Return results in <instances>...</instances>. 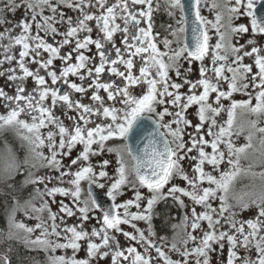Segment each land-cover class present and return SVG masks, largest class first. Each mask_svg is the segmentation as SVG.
Returning <instances> with one entry per match:
<instances>
[{
    "label": "snow or ice",
    "instance_id": "obj_1",
    "mask_svg": "<svg viewBox=\"0 0 264 264\" xmlns=\"http://www.w3.org/2000/svg\"><path fill=\"white\" fill-rule=\"evenodd\" d=\"M258 3L260 0H212L209 10L214 11L215 19L210 21L202 15V0H0V24L8 23L7 13L23 8L26 14L16 25L19 34L12 35L11 28L0 33L4 57L0 66L9 65L0 71V77L5 78V87H13L11 93L0 88V107L4 109L0 132L14 129L28 146L23 161L28 171L15 189L8 230L0 231V264H12L14 241L29 251H43L47 264H109V260L110 264H193V258L194 264H211V253L223 256L226 245V264H264V186L258 194H249L248 200L231 195L242 174L264 181V171L257 173L252 171L253 164L248 168L240 164L253 147V134H264V127L259 126L264 118V44L257 40L264 37V10H257ZM162 5L172 23L167 25L161 49L158 34L153 35L152 18ZM61 8L78 15L65 18ZM240 16L249 18L250 29L243 24L233 26ZM225 17L228 31L222 32ZM90 22L95 23V38ZM57 25H67L66 30ZM211 30L218 37L214 45L210 44ZM249 30L251 36L244 44L231 42L233 36ZM5 40L7 44L2 43ZM93 45L95 55H86ZM65 46H69L66 52L62 51ZM246 57L251 63H244ZM206 59L211 67L205 65ZM56 60L61 62L58 71ZM193 62H200L195 81L188 78ZM29 64L37 66L35 71ZM105 72L119 82L102 81ZM70 76L81 83L71 81ZM29 78L34 84L31 90L25 86ZM185 86L187 90L181 92ZM73 93H79L80 99H74ZM234 93L247 99L236 100ZM85 99L90 103H84ZM193 105L196 124L188 119ZM57 107L65 116L68 111L75 113L67 116L70 124L55 114ZM237 109L255 117L249 122L248 143L239 147L232 140ZM222 113L227 119L220 122L217 117ZM188 128L194 131L187 132ZM77 145L82 150L71 158ZM260 145L264 149V135ZM104 153L112 159L96 165L90 162L91 157ZM259 163L264 164V151ZM20 168L12 156L11 163L0 169V180L12 179ZM40 169L59 175H37ZM65 177L70 179L65 181ZM54 180L69 187H49ZM175 180L183 186L173 183ZM82 182L88 185L86 192ZM29 185L33 191L24 199L23 190ZM126 188L133 191V198L117 203ZM95 189L103 190L111 201L107 207L97 199ZM57 195L71 198L75 212L61 200L59 213L78 214L77 224L61 228L63 217L57 224L58 214L50 207ZM169 199L184 210L180 225L173 226L182 227L184 237L178 244L173 236L165 250L167 237L160 236L161 243H157L151 221L155 205ZM37 200L41 201L38 207ZM217 200L218 207H213ZM133 207L137 211H130ZM253 207L257 210L254 218H238L239 212ZM18 211L35 219L34 227L16 221ZM92 220L99 227L88 231L86 222ZM134 221L147 222V234ZM225 225L227 230H223ZM121 237L127 245L120 243ZM82 241L86 242L87 258L77 259ZM67 249L72 250L71 257L54 255ZM240 250L246 254L239 255ZM15 251L18 264H35L34 258ZM173 254L180 259H173Z\"/></svg>",
    "mask_w": 264,
    "mask_h": 264
},
{
    "label": "flooded vegetation",
    "instance_id": "obj_2",
    "mask_svg": "<svg viewBox=\"0 0 264 264\" xmlns=\"http://www.w3.org/2000/svg\"><path fill=\"white\" fill-rule=\"evenodd\" d=\"M54 2V0H53ZM61 11L65 12L66 13V17L67 16H73L75 17L76 15H78L77 13L73 12L72 10L70 9H67V8H61L60 9ZM257 10H264V0H260V3L257 4ZM45 15H51L50 12L48 11H45L44 13ZM202 15L205 16V12L204 10L202 11ZM26 16L25 14V11L23 8L17 10L14 14L13 13H7V15L5 16V20L8 21V23H5V24H0V33L4 32L5 28H11L13 29V32H12V35H17L19 34L20 32V28L17 27L16 25L22 20L24 19ZM208 20L210 21H214V19H210V17L208 16H205ZM27 19H31V14L28 13L27 14ZM57 19H59V16H57ZM169 23H172V21L170 20V18L167 16L164 8H163V5L161 6V8L157 11H154L153 13V18H152V24H153V35H157L158 34V39L161 41L160 44H158V47H160L162 49V38L163 36L166 34L167 32V25ZM233 26H239L241 24L243 25H248L249 26V29H250V24H249V18L245 17V16H240L239 19H235L233 20ZM91 26L93 27L94 31L92 33V36L93 38H95L96 36V30H95V23L94 22H90ZM222 24L224 25L222 28H221V31L222 32H227L228 31V27H227V19L225 17V19L222 21ZM143 26L146 28L147 27V24H143ZM58 28H60L61 31H64L66 30V27L67 25H64V27H60L59 25H57ZM215 33V30H211L209 34H213ZM32 34L35 35V25L33 24V27H32ZM41 36H43V33H40ZM83 35V34H82ZM251 36V32L249 30V33H246V34H243L242 36H233L232 37V43L233 44H237V42L239 44H244L246 42L247 39H249ZM119 34H117L116 36V39L119 40ZM59 39V38H58ZM217 39L218 37H215V36H211V40H210V44L214 45L216 42H217ZM49 42H52L55 44L54 41H52L51 37L48 38ZM257 40L261 43V44H264V37H257ZM3 44H7V41H3L2 42ZM73 44H74V41H73ZM91 47V51L90 52H86L85 54L86 55H89V56H93L95 55V47L94 45L93 46H90ZM69 50V46H65V49H63L62 51L66 52ZM18 55V53H16ZM75 54L73 53V56ZM43 56L46 58L47 57V53H43ZM4 57H3V48H0V60H2ZM231 59V58H230ZM96 62L98 63L99 62V57L96 56ZM230 62V61H229ZM205 65L211 67V61L209 59H206L204 61ZM244 63H251V61L246 57L245 60H244ZM54 65H55V68L56 70L58 71L60 65H61V62L60 60H56L54 61ZM14 66V65H13ZM9 67V65L7 63H5L4 65L0 66V71H3L5 69H7ZM29 67L35 71V68L37 66L35 65H31L29 64ZM188 68V64H184V69ZM199 68H200V62H193L192 65H191V72L188 74V78L190 80H197L199 78ZM255 70V69H254ZM83 71V70H82ZM183 71V70H182ZM41 74H44L43 73V70H41ZM86 75V73H85ZM173 75V79H175V75ZM69 79L71 81H74L76 83H81L77 77H73V76H70ZM102 81H115V82H119L117 80V78L115 77H112L110 76L107 72L103 73L102 74ZM5 78L4 77H0V88H5V91L11 93L13 91V87L12 86H9V87H5ZM179 82V81H178ZM25 86L28 90H31L33 87H34V84H33V81L31 80V78H29L26 82H25ZM84 86L87 88L88 87V82H85ZM225 89H226V84L224 85ZM63 90H67L66 87ZM187 90V86H185V88H182L181 89V92H185ZM202 91V89H200ZM91 92V89H89V93ZM102 95H104V93L102 92L101 93ZM73 98L74 99H80V94L79 93H73ZM214 96V94H213ZM234 99L236 100H241V99H247V97L245 96H241L239 93H234V96H233ZM50 103V101H49ZM84 103H90V101L88 99H85L84 100ZM226 105H227V101L224 102ZM254 103V102H253ZM195 111H196V106L193 105L192 107H190L188 109V119H190L193 124H196L198 123V118L195 116ZM4 112V109L2 107H0V113H3ZM55 114L57 116H59L62 120H64V122L66 124H70L71 121H69L67 119V116H74L75 113L72 112V111H68L67 112V116H65L61 110L59 109V107L56 108L55 110ZM227 119V116H226V113H222V122L224 120ZM255 119V117H253L251 114L247 113L246 111H242L240 109H237L236 111V115H235V120H234V125H233V133L234 135L232 136V140L234 142V144L239 147V146H242V145H245L246 143H248V141L246 139H243L242 142H240L241 138H238V137H244L245 136H248L250 131H251V128H250V124L249 122L251 120ZM260 127H264V118H261V121H260V124H259ZM187 132H193L194 129L193 128H188L186 129ZM239 133V135H236L235 133ZM262 135L264 134H261V133H258V132H255L253 134V139H252V145L253 147L251 149H248V151L252 154V157L254 159V163H251L253 164V168H252V171L254 172H257L259 173V168L261 169V171H264V165L263 166H259V160H261V156L258 154V146L260 145V139L262 138ZM208 138V137H206ZM185 139H187V136L185 137ZM210 139V138H208ZM94 148L96 147L95 145L93 146ZM82 150V145H77L73 151H72V156L71 158H75V156ZM207 151H211L210 148L206 149ZM45 153L47 154V150L45 149ZM28 154V146L27 144L22 141L16 134V131L14 129H7V130H4L2 132H0V169H3L9 162L8 160H6L5 162V158L7 159V157H11L12 156H15L16 157V160L20 163L21 165V168H20V171L12 178L13 179H17L15 184H14V187L16 188H19L20 185L22 184L24 178H25V175L27 174V171L28 169L24 166L23 164V161H24V158L25 156ZM195 154V153H193ZM260 156V157H259ZM105 158H108V159H112V157H110L107 153H104L100 156H94V157H91V163L93 165H96L98 164V162L102 161L103 159ZM65 163H68V159L66 158ZM244 162V158L242 157L241 158V161H240V164H242ZM191 163H195V162H191ZM185 168H188L189 171L191 170L190 167H189V162H185ZM242 168H248L247 165L243 166L241 165ZM35 171V170H34ZM109 173L111 174L112 173V167L110 166L109 169H108ZM260 171V172H261ZM48 174V175H52V176H58L59 174L58 173H55V172H52V171H49L48 169H40L39 171L36 172L37 175H44V174ZM243 175V174H242ZM239 176L235 183H234V186H233V189L232 191H235L234 192V195L239 197V193L242 189V185L245 184V181L243 180V176ZM65 181H67L68 179H70V177H65L64 178ZM258 181L260 182H263L258 176L251 179V182L255 185L258 184ZM83 183V182H82ZM173 183H177V184H180L183 186V182L180 181V180H175L173 181ZM63 186V187H69V185H67V183L61 185L60 182L58 180H54L52 183H49V187H52V186ZM5 185H3V180H0V188L2 189V191L4 190V187ZM87 184L86 183H83V188L85 190V192L87 191ZM41 189L43 190V186H40ZM99 190L100 192L103 193V190L101 189H97ZM130 189H124V192L125 191H129ZM143 189H140V191H142ZM146 190V189H144ZM166 190V189H165ZM33 191V186L32 185H29L27 186L26 188H24L23 190V198L24 199H27L28 196H29V193H31ZM251 193H259L260 191L257 190V187L254 186L251 191ZM2 194V193H1ZM0 194V195H1ZM231 195H233L231 193ZM2 199V197H0ZM45 199L51 201V198L50 197H45ZM55 200H56V203H50V207H51V210L53 212H56L58 215H57V224H60V217H63L64 219V224H61L60 227L63 228V227H66L68 224H71V222H74L76 221V223L78 222V214L76 216H72V217H68L66 216L65 214L63 213H59V202L62 200L65 204H70L72 202L71 198L70 197H63V196H59L57 195L55 197ZM70 202H69V201ZM187 201V203H191L190 201H188V199L186 198L185 199ZM10 202H13L10 201ZM21 202H23V200H21ZM37 207L40 205L41 201L40 200H37L35 201ZM165 204H170L171 206V209L173 211L172 213V218L170 219V221L168 222V226L166 228L165 231H159V229L157 228V222H158V218H159V215L161 214V207ZM13 205V203H12ZM12 205L11 207L9 208V211L5 214V220L7 221L8 219V214L9 212L11 211V208H12ZM73 209V208H72ZM74 210V209H73ZM20 212V211H19ZM183 210L179 208L178 205L174 204V202L169 199L167 202H164V201H161L159 203H157L154 207V215H153V218H152V221H151V224H152V227H153V230L154 232L157 234V243H161L159 241V237L160 236H165L168 237L171 235V233L174 231V229L176 230V235H177V232H178V228L179 227H176V228H173L174 225H177L179 226V219L181 217V214H182ZM44 215H47L46 213ZM92 223H95L96 224V227H99V224L96 223L95 220H92ZM6 226H7V222H6ZM145 227L148 228V223L145 222ZM145 228V229H146ZM190 231V229H188ZM223 230H227V228L223 229ZM195 234V233H194ZM182 237H184V233L182 234ZM178 238V241L181 240L180 236L178 235L177 236ZM226 244V242H225ZM170 245V244H169ZM168 243L166 244L165 243V249L167 250V247L169 246ZM189 247H191V245H189ZM218 248V246H216ZM86 250V249H84ZM38 252V254L41 255V258L40 260L38 261H44L45 259V253L43 251H36ZM225 253H227V245L225 246V250H224ZM240 253L243 252V250H240L239 251ZM219 254V252H216L215 255H212L211 257V264H214V261H215V258H216V254ZM253 253H254V250H253ZM246 253L243 252V255H245ZM176 255V254H175ZM220 255V254H219ZM254 255V254H253ZM95 263V262H93ZM109 264H110V260H109ZM221 264H222V261H221Z\"/></svg>",
    "mask_w": 264,
    "mask_h": 264
},
{
    "label": "rangeland",
    "instance_id": "obj_3",
    "mask_svg": "<svg viewBox=\"0 0 264 264\" xmlns=\"http://www.w3.org/2000/svg\"><path fill=\"white\" fill-rule=\"evenodd\" d=\"M211 3H212V0H207V4L205 5V4L203 3V0H202L201 12L204 10V12H205V16L210 17V19H215L214 11H210V10H209ZM210 36H215V37H217V36H216V33L210 34ZM182 70H183V69H182ZM217 119H218V121L222 122V114H221L219 117H217ZM245 137H247V136L244 135V137H238V138H241L240 142H242V140L245 139ZM261 151H264V149H261V145H259V146H258V154H259L260 156H261ZM260 156H259V157H260ZM243 158H244V157H243ZM4 160H5V162H6V160H8V162L11 163L12 158L8 156L7 159L5 158ZM259 161H260V160H259ZM251 163H254V159H253V157H252V154H251L249 151H247V158H244V162H243L241 165H243V166H245V165L249 166V164H251ZM263 165H264V164L259 163V166H263ZM260 171H261V169L259 168V171H258V172H260ZM242 176H243V177H242L243 180L245 181V184H243V185L241 186L243 190H241L240 193H239L238 195H239V197H244L245 200H248V199H249V194H252V193L250 192L251 189H252L254 186H256V187H257V190L260 191L261 188H262V186H264V183L258 181V184L255 185V184H253V183L251 182L252 176H250V175H249V176H244V175H242ZM253 178H255V177H253ZM141 192L147 194V190H144V189H143ZM234 192H235V191H232V194H233V195H234ZM133 196H134L133 191H131V190H129V191H125L123 195L117 197V201H116V202H117V203H122V202H124V201H126V200L132 199ZM184 199H186V198H184ZM68 201H69V200H68ZM69 202H70V201H69ZM185 202L187 203L186 200H185ZM229 202H230V203H233V204L235 203V201H233V200H230ZM188 203H189V202H188ZM189 204H190V203H189ZM67 205H68L70 208H73V209H74L73 211L75 212V206L72 204V202H71L70 204L68 203ZM218 205H219V201H218V200L213 202V207H218ZM236 210L239 212L238 209H236ZM121 211H122V210H121ZM130 211L135 212V211H137V209L133 207V208H130ZM197 211H202V209H201L199 206H197ZM256 211H257V210H256L254 207H253V208H250V209H247V210H244V211H242V212H239L238 218H239V219H244V220H246V219H248V218H254L255 215H256ZM183 215H184V210H183V212H182V214H181V217H180V219H179V222H178L179 225H180V223H181V218H182ZM226 215H227V214H226ZM44 216H45V221L50 225L51 222H50V221H47V215H44ZM74 216H76V215H74ZM15 219H16V221H18V222H23V223H25V224H26L27 226H29V227H34V225L37 223V221H36L35 219H29V218L25 215L24 212H19V211L16 213ZM6 222H7V226H6V228H7V230H8V227H9L8 219H7ZM77 223H78V222H77ZM77 223H76V221H74V222H71V224H68L67 226H72L73 224H77ZM134 223H135V224L137 225V227H139L140 229L145 230V234H147V228L145 227V221H134ZM222 223H223V221H222ZM94 226L96 227V224H95V223H92V221H88V222H86V228H87L88 231H91V228L94 227ZM205 226H206V223H205ZM122 227H123L125 230H127V231H133V229L129 228L128 225H122ZM145 228H146V229H145ZM225 228H227V225L224 226V229H225ZM183 233H184V229H183L182 227H179V228H178L177 235H176V230L174 229V231H173V232L171 233V235L168 237L166 244H167V243H168V245L171 244L173 236H176L177 243L179 244V241H178L177 236L179 235L180 238L182 239V238H183V237H182V234H183ZM38 234H39V230H37L35 233L32 234V238L34 239L35 236L38 235ZM61 242H63V241H61ZM120 243H121L122 245H127L128 242L125 241V240L123 239V237H121V238H120ZM81 245H82L81 249L75 254V255H76V258H77V259H86V258H87V252H86V250H84V249H86V242H83V241H82V242H81ZM138 250L143 251V249H142V248H139V247H138ZM165 250H166V249H165ZM215 253H216V252L211 253V257H212V255H215ZM72 254H73V253H72V250H71V249H67L66 251H65V250H57V251L54 253V255H56V256L66 255V256H69V257H71ZM47 255H52V253H48ZM152 255L155 256V252H154V251H153ZM216 255H217V256H216V258H215L214 264H221V261L223 262V264H226L227 253L224 252L223 256L219 255L218 253H217ZM239 255L243 256V252H241V253L239 252ZM253 258H255L254 255H253ZM173 259H180V257H179L178 255L173 254ZM35 264H47L46 255H45V259H44V261H35ZM93 264H95V263H93ZM193 264H194V258H193Z\"/></svg>",
    "mask_w": 264,
    "mask_h": 264
},
{
    "label": "trees",
    "instance_id": "obj_4",
    "mask_svg": "<svg viewBox=\"0 0 264 264\" xmlns=\"http://www.w3.org/2000/svg\"><path fill=\"white\" fill-rule=\"evenodd\" d=\"M16 180L17 179L3 180V185H5L4 186L5 188L3 191L0 188V194L2 193L0 195V197H2V199L0 198V231H3V232H7L5 214L9 211V208L11 207L13 203V202H10L13 200V196L17 195V192L15 191V189L17 188L14 187ZM9 185H12L13 187H9ZM172 213L173 211L171 209L170 204H165L161 207V214L159 215L158 222L156 223L159 231L163 232L166 230L168 226V222L172 218ZM12 243H13V248H14L13 253L10 254L11 259H12V264H18L19 257L15 249H18L19 253L28 259L34 258L35 261L40 260L41 255L38 254V252L29 251L28 249H25L22 243H17L15 241ZM2 250L3 249H0V251Z\"/></svg>",
    "mask_w": 264,
    "mask_h": 264
},
{
    "label": "water",
    "instance_id": "obj_5",
    "mask_svg": "<svg viewBox=\"0 0 264 264\" xmlns=\"http://www.w3.org/2000/svg\"><path fill=\"white\" fill-rule=\"evenodd\" d=\"M87 188H88V186H87ZM95 195H96L97 199L100 200L105 207H107L111 203V201H108L107 198L103 195V193L97 189H95Z\"/></svg>",
    "mask_w": 264,
    "mask_h": 264
}]
</instances>
